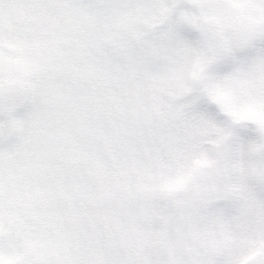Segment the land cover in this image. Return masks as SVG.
I'll list each match as a JSON object with an SVG mask.
<instances>
[{
  "label": "snow or ice",
  "instance_id": "6c2138e0",
  "mask_svg": "<svg viewBox=\"0 0 264 264\" xmlns=\"http://www.w3.org/2000/svg\"><path fill=\"white\" fill-rule=\"evenodd\" d=\"M0 264H264V0H0Z\"/></svg>",
  "mask_w": 264,
  "mask_h": 264
}]
</instances>
